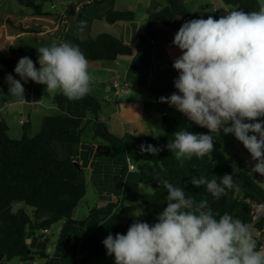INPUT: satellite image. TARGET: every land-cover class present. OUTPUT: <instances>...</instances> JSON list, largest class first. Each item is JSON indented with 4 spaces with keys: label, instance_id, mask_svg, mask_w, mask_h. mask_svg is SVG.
Here are the masks:
<instances>
[{
    "label": "clouds",
    "instance_id": "9594fccd",
    "mask_svg": "<svg viewBox=\"0 0 264 264\" xmlns=\"http://www.w3.org/2000/svg\"><path fill=\"white\" fill-rule=\"evenodd\" d=\"M172 44L180 50L172 65L178 72L177 91L158 100L208 132L181 128L162 147L142 143L140 151L157 155L166 148L182 165L194 156L211 155L217 141L211 133L223 132L242 142L254 161L250 171L264 176V8L187 20ZM36 51L39 67L23 56L13 69L19 79L6 74L10 95L24 98L21 81L44 85L49 94L59 91L68 100L89 94L92 76L78 45L65 41ZM235 171L219 181L191 176L190 183L204 186L219 200L237 187ZM158 181L167 195L166 207L156 213L155 222L136 219L126 233H109L102 241L114 264H264V247L257 246L249 224L228 212L214 213L206 200L186 196L181 185Z\"/></svg>",
    "mask_w": 264,
    "mask_h": 264
},
{
    "label": "trees",
    "instance_id": "16d2710c",
    "mask_svg": "<svg viewBox=\"0 0 264 264\" xmlns=\"http://www.w3.org/2000/svg\"><path fill=\"white\" fill-rule=\"evenodd\" d=\"M19 3L31 7L32 14H6L0 22V88L5 85V76L12 73L19 58L28 56L32 60L37 55L36 47L29 41L47 38L41 35L40 25L58 15L44 10L43 0H18ZM166 4L158 12L148 14L147 32H153L157 25L172 27L178 31L187 20L207 18L218 19L216 13L205 6L197 11L190 10L182 0H163ZM225 4L237 10L257 11L264 8L260 0H223ZM69 16L75 15V7H68ZM106 19L111 23L120 20L135 19L133 10H117L110 8ZM74 39L88 60H115L121 55H132L134 46L127 43L121 36L102 32L94 36L90 24L84 25ZM177 91L174 87H150L159 109L164 113V136L172 137L181 128L195 133H207L208 129L190 122L182 113L166 102H159L161 96H169ZM71 101H81L92 107L96 117L102 108L101 102L91 93L79 100H68L60 92L54 95V102L59 112L44 118L42 129L36 135H30L27 122L21 138L9 134V126L0 119V264H9L14 257L29 255L30 244L27 239L30 231H39L62 220L72 218L80 201L86 195L87 182L84 171L75 160L86 126L92 119L84 120L66 112ZM98 118H96L97 120ZM212 135V133H211ZM95 136L108 141L115 152L119 144L126 146L140 171L142 185H151V190L142 188L140 200L144 204L143 217L156 220V213L166 207V191L159 185L158 179H167L185 188L186 196L194 200H206L214 213H230L243 222L251 225L252 207L263 202L264 176L252 173L254 161L248 151L232 156H221L217 159L207 155L203 158L192 157L183 164L166 148L157 155L140 151L142 143L163 146L166 143L158 140L153 134L135 136L126 133L119 137L103 129H97ZM215 137V136H214ZM235 169L234 181L237 187L229 189L219 200L205 190L190 183L191 176H207L209 179L220 180V176L231 174ZM15 204H22L16 210ZM29 207L40 208L50 212L44 220H34L28 212ZM135 220L130 218L124 225L115 228L116 233H126ZM260 230L264 221L256 223ZM104 235L90 253L79 257L75 264H90L92 258L106 256L107 250L102 241ZM264 242V233L259 238L258 247ZM44 253V252H42ZM114 258V256H112Z\"/></svg>",
    "mask_w": 264,
    "mask_h": 264
},
{
    "label": "crops",
    "instance_id": "0c3cea01",
    "mask_svg": "<svg viewBox=\"0 0 264 264\" xmlns=\"http://www.w3.org/2000/svg\"><path fill=\"white\" fill-rule=\"evenodd\" d=\"M76 1L78 2L75 3ZM182 1L194 10L195 7L201 9L211 6L210 10L218 18L226 15L227 11L237 9L231 8L223 0ZM63 3L64 13L57 11V18L40 25L41 35H48L50 41L43 44L44 39L38 38L34 41L40 44H32L36 48L49 46L52 42L67 41L75 44L78 29L81 22H84L82 26L90 24L94 36L102 32L115 33L135 49L132 55H121L115 60L87 59L92 81L101 82L105 90V94L98 97L106 100L98 117L94 115L90 105L81 101H71L66 106L68 114L84 120H94L86 126L75 156L94 195V205L88 203L82 217L78 216V206L72 218L60 220L62 223L54 243V251L42 243L44 237L47 242L51 240L48 236L52 233L53 224L47 234L43 230L30 231L29 255L19 257V264H75L79 257L88 255L93 245L104 235L113 232L131 218L133 206L140 201L143 188L139 168L125 145L119 144L114 152L108 141L95 136V131L103 129L119 137L126 133L135 136L154 135L156 126L148 120L149 104L152 105L151 115L158 117V123L160 118H164V113L153 98L150 87H174V78L178 75L172 66L175 58L180 55V50L172 44L177 30L160 24L153 32H147L148 14L158 12L164 6L161 0H70ZM70 6L75 7V15L69 16L67 11ZM110 8L133 10L135 19L120 20L117 26L104 16ZM33 61L39 67L37 55ZM97 71L100 72L98 81L95 77ZM117 82L119 87L115 85ZM5 85L8 86L6 83ZM94 88L95 85H92L91 89L95 90ZM24 98L5 99L4 103L8 107L14 104L16 110L28 103L29 109H32L33 103L25 102ZM36 103L38 104L37 101ZM131 164L136 167L132 168ZM19 206L22 204H18ZM27 210L34 220L41 221L50 216V212L44 209L29 207ZM38 257H43L45 261L41 263Z\"/></svg>",
    "mask_w": 264,
    "mask_h": 264
},
{
    "label": "rangeland",
    "instance_id": "374dc122",
    "mask_svg": "<svg viewBox=\"0 0 264 264\" xmlns=\"http://www.w3.org/2000/svg\"><path fill=\"white\" fill-rule=\"evenodd\" d=\"M69 1L70 0H43L42 6L44 10L57 15L58 12L64 13L65 10H64L63 2L68 3ZM161 1L164 2V5L166 4V1L163 0ZM77 2L78 1H76L75 3ZM260 3L264 7V0H260ZM187 7L193 11H197V9H199V7H195L196 10H194L192 6H187ZM230 7L234 9V6L230 5ZM210 9H212L211 6L208 7V10ZM33 12L34 10L31 7L19 3L18 0H0V22H2L3 16L6 14L18 15L24 13L29 15L32 14ZM146 26L148 27V22H146ZM43 41L44 44L46 42H49L50 39L44 38ZM29 42L33 45L40 44L37 43V41H29ZM52 44L54 43L52 42ZM15 77L19 79L18 75ZM95 77H96V81H98V79L100 78V72L98 71L95 72ZM21 83L24 84V88H25L24 97L25 98L30 97L32 101L35 100L38 102V104L36 102L33 103L32 109H29L28 103H25L22 109L11 110L10 107L5 105L4 100L14 99L18 97H14L8 93V86L6 87L5 85L2 88H0V119L5 120L8 123L9 134L14 138H21L23 136L25 126L22 120H25L27 122V127H29L30 135H36L42 129L44 118L47 115H52L59 112V108L54 102V95L59 91L49 94L46 93L44 85L37 84L32 81H29L27 83L21 81ZM92 85H95L94 88L95 90L91 89V93L93 95L95 94L94 96L101 102L102 106L103 105L105 106L106 100L103 98H98V97H102L105 94V90L102 83L91 81V87ZM28 89H31V91L29 92ZM19 99L23 100V98H19ZM151 106L150 104L148 106V110H149L148 112L150 113V115L148 116V120L153 124H155L156 126V130L153 132L154 136L158 140L167 143L169 138L164 136L165 133H164L163 121H162L163 117L162 118L159 117L160 121L158 123V117L155 118L154 115H151L152 112V109L150 108ZM212 135L217 138V141L214 142V149L210 155L211 158L213 159H217L221 156H232L235 154H240L242 153V151L246 150L242 142L238 141L231 134L228 135L221 132L220 134L212 133ZM143 189L150 191L151 185L145 184L143 185ZM88 203L94 205V195L89 185H87L86 195L82 198V200L79 203L80 209L78 216L82 217L86 213V208ZM17 208H18V204H15L14 209L16 210ZM143 208H144V204L141 202V200L138 201L137 204L133 206V210L131 212V218L134 220L140 219L143 221H147L149 223H154L153 220H149L143 217V214L139 217L133 215V213L137 210L143 213ZM260 220L264 221V215L261 216ZM61 223L62 222L59 221L53 224L52 233L49 234L48 236L51 239L49 242H47L45 237L43 238L44 239L42 242L43 245L47 244L50 247L51 251L55 250L54 243L57 240V235L60 230ZM250 231L252 232L254 239L257 242L259 241L260 234L262 232L264 233V228L263 230H260L257 224L255 223L250 225ZM259 231H261L260 234L258 233ZM37 238L39 240V237ZM41 249L44 250V247H41ZM38 260H40L41 263L45 261L43 257H38ZM9 264H19V257L12 258L9 261ZM90 264H114V258L110 255L95 257L91 259Z\"/></svg>",
    "mask_w": 264,
    "mask_h": 264
},
{
    "label": "built area",
    "instance_id": "2783aa9c",
    "mask_svg": "<svg viewBox=\"0 0 264 264\" xmlns=\"http://www.w3.org/2000/svg\"><path fill=\"white\" fill-rule=\"evenodd\" d=\"M116 86H120V84L117 82L115 84ZM25 101H30L29 99L25 98ZM32 103H35V101H32ZM214 141H216V139H214ZM132 168H135V164H131ZM264 215V202H260V203H255L252 207V222L251 224H255L257 222H259L261 216ZM50 229L47 227L44 229L45 233H49ZM259 247H264V242L263 244H261Z\"/></svg>",
    "mask_w": 264,
    "mask_h": 264
},
{
    "label": "water",
    "instance_id": "95a60500",
    "mask_svg": "<svg viewBox=\"0 0 264 264\" xmlns=\"http://www.w3.org/2000/svg\"><path fill=\"white\" fill-rule=\"evenodd\" d=\"M116 25L118 26V24L116 23ZM116 26V27H117ZM119 31H121L120 29H119ZM11 108V110H16V108H14V104L10 107ZM164 119H165V116H164ZM263 200H264V197H263ZM27 241H28V239H27Z\"/></svg>",
    "mask_w": 264,
    "mask_h": 264
}]
</instances>
